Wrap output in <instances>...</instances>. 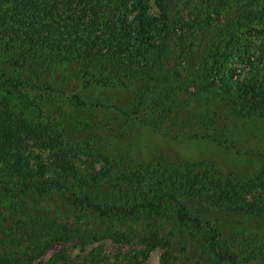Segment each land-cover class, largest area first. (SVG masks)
<instances>
[{
    "label": "trees",
    "instance_id": "1",
    "mask_svg": "<svg viewBox=\"0 0 264 264\" xmlns=\"http://www.w3.org/2000/svg\"><path fill=\"white\" fill-rule=\"evenodd\" d=\"M122 90L152 120L175 101L263 119L264 0H0V189L15 202L61 193L73 217L37 234L20 233V218L0 225V264H34L52 243L67 246L36 264H143L156 249L160 264H264V247L226 244L216 226L150 183L118 186L137 194L130 203L96 200L95 183L113 173L83 175L78 145L57 143L67 132L39 118L26 95L60 93L79 109L80 92L101 93V103ZM35 140L56 157L51 174L31 163ZM145 217L137 232L115 226ZM102 239L119 251L108 254Z\"/></svg>",
    "mask_w": 264,
    "mask_h": 264
},
{
    "label": "rangeland",
    "instance_id": "2",
    "mask_svg": "<svg viewBox=\"0 0 264 264\" xmlns=\"http://www.w3.org/2000/svg\"><path fill=\"white\" fill-rule=\"evenodd\" d=\"M79 94L87 103L76 109L63 94L26 92L36 102L39 118L67 132L57 134L56 142L65 139L78 145L74 162L83 175L90 168L113 173V178L103 180V186L95 183L96 200L130 203L137 194L129 189L120 191L121 184L150 183L184 202L192 215L216 226L226 244L264 247V222L259 223L264 221V118L246 120L216 110L203 112L181 99L180 105L177 101L165 103L164 116L152 120L145 118V108L137 110L131 91H109L110 100L101 103L99 92ZM76 113L82 118L78 122L73 121ZM42 144L33 141L28 154L36 169L51 174L56 157ZM173 206L168 202V213ZM17 209L19 217L14 212ZM72 218L61 193L26 196L15 202L0 189L3 227L19 219L15 226L20 233L37 234L43 232L44 224H63ZM145 220L148 218L115 226L137 232ZM161 220L166 223L165 218ZM28 225L35 228L27 229ZM102 240L108 254L119 251ZM66 246L52 243L34 264L48 261ZM122 250L129 248L123 246ZM162 255L163 250L156 249L143 264H160Z\"/></svg>",
    "mask_w": 264,
    "mask_h": 264
}]
</instances>
